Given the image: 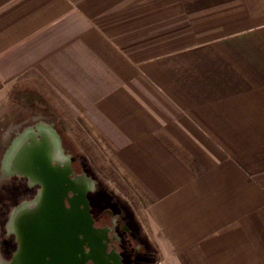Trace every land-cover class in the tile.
<instances>
[{"label": "crops", "instance_id": "crops-1", "mask_svg": "<svg viewBox=\"0 0 264 264\" xmlns=\"http://www.w3.org/2000/svg\"><path fill=\"white\" fill-rule=\"evenodd\" d=\"M33 107L107 159L151 264H264V0H0V114Z\"/></svg>", "mask_w": 264, "mask_h": 264}, {"label": "rangeland", "instance_id": "rangeland-1", "mask_svg": "<svg viewBox=\"0 0 264 264\" xmlns=\"http://www.w3.org/2000/svg\"><path fill=\"white\" fill-rule=\"evenodd\" d=\"M7 106L9 107V105ZM0 115V264H11L17 256L20 245L19 228L16 224L18 216L32 209L29 203L38 200L36 206L39 207L43 199L44 185L41 180L39 182L31 181L25 173L6 171L3 166L5 156L10 148L17 150L19 146L32 143L34 139L51 140L55 147L48 158H35L32 161L33 172L38 179L41 178L40 165L44 163L56 178L65 177V181L70 179L81 181L86 189V205L90 206L88 193L94 196L96 194L105 195L110 206L105 210L104 218H111L113 225L100 227L106 229L107 239H104V244L108 245L109 252L118 250L130 260H136L139 255H145L144 260H139L136 263L144 264L143 262L147 260L145 245L142 244L138 223L129 204L128 191L124 189L120 179L107 167V159L95 157L94 148L89 143H84V151L81 150L78 145L81 142L73 141L67 135L65 127L49 111L39 107L23 109L20 110L18 119L13 118V120L9 116V109L4 110ZM43 144V142H38L37 146ZM33 149L35 151L36 147L31 150ZM30 156L29 151L21 153L16 161L20 170L25 166V161H31ZM51 180L53 179L51 178ZM55 183L50 184L49 192L55 195V198H52L54 203L51 214H54L58 220L48 223V233L56 231L57 228L59 231L55 233H71L72 240L70 242L72 245L69 256L66 254L65 246L61 250L66 254L65 258L68 260V264H93V258L87 259L90 253L91 256L93 255L91 242L87 240V235L90 233L83 234L81 229L77 232L75 225L65 219V207L68 206L66 202L74 194V191L67 190L60 199ZM30 230L26 229L28 233H31ZM121 231L134 236L133 253L131 249L127 252V248L123 247ZM94 240L96 241V239ZM49 261L50 257L46 262Z\"/></svg>", "mask_w": 264, "mask_h": 264}, {"label": "bare ground", "instance_id": "bare-ground-1", "mask_svg": "<svg viewBox=\"0 0 264 264\" xmlns=\"http://www.w3.org/2000/svg\"><path fill=\"white\" fill-rule=\"evenodd\" d=\"M52 146L54 147L53 144H51L50 146L49 143L48 147L46 144L36 148L35 151L33 149L30 159L32 156V161L34 158H48L50 154H48V152H44V149H48V151H51L53 149ZM25 152L26 151L21 150V153ZM12 156V151L9 150L8 159H10ZM24 164L25 174L33 175L38 182L40 180L43 182L44 195L43 199L41 200L40 206H36V202L38 200H35L34 204L32 205L31 212H25V215H23L24 222L19 223L20 227L18 236L20 245L17 256L11 264H31L33 262V252L37 251V248L39 247L38 243L40 242V237L43 236L44 233H48L45 225H48L50 221L58 220L56 217H54V214H51L54 203V200L52 198H55V195H52L49 190L50 184L54 182H56L55 186L58 187V198L60 199L62 198L61 195L65 194L67 190L74 191V194L69 197L70 205L65 207V219L70 221L71 224H74L75 228H80L82 233H90L89 235L86 234L88 236L87 240L91 242L92 246H94V249L100 247L99 237H105L106 231L102 228L94 227L87 213V210L81 209L82 203L84 204L87 202V199L85 197L86 189L81 181H72V179H70L69 181H65V177L55 178L54 175L51 176V174H49L50 172L47 170L48 168L44 163L40 165L41 178L38 179L37 175L33 172L32 163L30 164V162L28 161L27 164L25 162ZM51 178L53 180H51ZM28 228L31 229V233H28L26 231V229ZM76 230L77 232H79L77 228ZM94 239H96V241ZM110 257L114 258L119 264V256L117 253L112 252L110 254Z\"/></svg>", "mask_w": 264, "mask_h": 264}, {"label": "water", "instance_id": "water-1", "mask_svg": "<svg viewBox=\"0 0 264 264\" xmlns=\"http://www.w3.org/2000/svg\"><path fill=\"white\" fill-rule=\"evenodd\" d=\"M46 230L48 231V228ZM58 231L57 228L56 231L44 233L40 237L39 247L37 251L33 252V262L31 264H46L48 257H50V261L47 264H68L65 257L66 254L69 256L71 252V233H55ZM63 246L66 247V254L61 251Z\"/></svg>", "mask_w": 264, "mask_h": 264}, {"label": "trees", "instance_id": "trees-1", "mask_svg": "<svg viewBox=\"0 0 264 264\" xmlns=\"http://www.w3.org/2000/svg\"><path fill=\"white\" fill-rule=\"evenodd\" d=\"M92 198V204L94 206V216L96 219V224L100 225V226H112V219L111 218H104L105 217V210L110 206L109 205V201L107 200V197L105 195H99L96 194L91 195ZM123 233L122 234V239H123V244H124V248L126 249L127 252L130 251L133 253L134 252V246H135V238L133 235H130L128 233L125 232H120ZM145 250H146V255H147V260H145L143 263L144 264H151L153 263V260H156L157 258V253L156 250L149 244H145L144 246ZM144 256V257H143ZM145 255L142 256H138L136 257V260H130V258H127L123 255V264H136L137 262H139V260L141 261L143 258H145ZM151 260V262H149V260ZM144 260V259H143Z\"/></svg>", "mask_w": 264, "mask_h": 264}, {"label": "flooded vegetation", "instance_id": "flooded-vegetation-1", "mask_svg": "<svg viewBox=\"0 0 264 264\" xmlns=\"http://www.w3.org/2000/svg\"><path fill=\"white\" fill-rule=\"evenodd\" d=\"M40 143V142H43L44 144L43 145H46L47 144V147H48V145H49V143H50V146H51V144H53V142L52 141H50V140H48V139H43V140H37V139H34L33 141H32V143H28V144H25V145H21V146H19V149H17V150H14V148H10L9 150H11L12 151V157L10 158V159H8V153H9V150H8V152H7V154H6V156H5V159H4V163H3V166H4V168H5V170L6 171H12V172H23V173H25V170H24V167H22L21 168V170H20V167L16 164V161H17V159L21 156V150H23V151H29L30 153H32V151L33 150H31L33 147H36V148H38V147H40V146H42V145H40V146H37V143L38 142ZM36 145V146H35ZM54 145V144H53ZM53 147V146H52ZM55 147H53V149H54ZM53 149L51 150V151H53ZM50 150L48 151V149L47 150H45L44 149V152H48V154H50V152H51ZM58 151V150H57ZM20 154V155H19ZM32 155V154H31ZM33 157V156H32ZM32 157H31V161H29L30 162V164L32 163ZM38 157H40V156H38ZM41 158V157H40ZM35 159V158H34ZM33 159V160H34ZM44 159V158H43ZM27 162L28 161H25V163L27 164ZM29 169V168H28ZM48 170V169H47ZM49 171V170H48ZM50 173L49 174H51V176L53 175L52 174V172L51 171H49ZM27 175V174H26ZM28 177H29V179H31V181H37V179L33 176V175H28ZM55 177V176H54ZM56 178V177H55ZM88 196H89V198H90V206H88V204L86 205V203H82V207H81V209H86L87 210V213H88V215H89V217H90V219H91V222H92V224H93V226L94 227H96V228H100V227H104V226H107V225H104V226H100V225H98V224H96V219H95V216H94V206H93V204H92V198H91V195L88 193ZM85 197H87V195H86V193H85ZM87 199V198H86ZM30 204V206L32 207V205L34 204V201H32L31 203H29ZM66 204L69 206L70 205V202H69V200H67V202H66ZM31 210L32 209H30V211H26V212H31ZM23 215H25V212L23 213V214H21L20 216H18V218H17V226H18V228L20 227V225H19V223H21V222H24L23 221ZM49 225H46V228L48 227ZM107 227H109V226H107ZM78 230L80 229V228H78V227H76ZM75 228V229H76ZM103 230H105L106 231V229H104V228H102Z\"/></svg>", "mask_w": 264, "mask_h": 264}, {"label": "built area", "instance_id": "built-area-1", "mask_svg": "<svg viewBox=\"0 0 264 264\" xmlns=\"http://www.w3.org/2000/svg\"><path fill=\"white\" fill-rule=\"evenodd\" d=\"M159 264H160V262H159Z\"/></svg>", "mask_w": 264, "mask_h": 264}]
</instances>
